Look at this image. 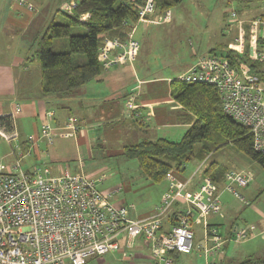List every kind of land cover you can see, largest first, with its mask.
<instances>
[{
	"label": "built area",
	"instance_id": "1",
	"mask_svg": "<svg viewBox=\"0 0 264 264\" xmlns=\"http://www.w3.org/2000/svg\"><path fill=\"white\" fill-rule=\"evenodd\" d=\"M143 1L138 22L150 19L156 12L154 0ZM76 7L77 2L69 0L62 10L72 14ZM230 15L237 25V33L227 50L234 58L204 56L178 80L214 86L223 112L247 127L254 150L264 153V79L252 69V64L264 63V48L259 50L260 42L264 46V16L242 21L236 10ZM162 17L167 21L170 11ZM87 18L83 16L82 20ZM245 23L250 25L249 38ZM129 25L124 23V27ZM133 35L134 27L126 33L125 41L104 37L98 54L103 70L135 62L140 45ZM129 108L134 109L131 103ZM19 111L17 107L12 114L0 116V141L13 143L17 149L15 116ZM76 130L75 120L70 118L61 134L70 138ZM41 133L49 143L57 136L50 124H44ZM47 174L48 170L25 172L19 160L13 164V171L0 164V264H87L92 257L119 250L118 238L122 235L129 247L135 239L142 238L151 248L152 264H172L171 253L192 251L194 224H202L205 236L214 243L212 248L204 250L207 255L223 249L224 239L219 228L207 222L208 215H222L220 195L210 178H205L197 190L190 191L188 182L177 180L169 172L168 189L154 214L145 220H133L126 207L111 201L114 191L101 190L105 174L96 178L82 173H63L56 177ZM249 183V176L229 171L224 188L241 198L236 188H245ZM178 205L186 208L176 211ZM165 220L170 221V227L162 233ZM247 236L243 229L233 227L234 241H242Z\"/></svg>",
	"mask_w": 264,
	"mask_h": 264
},
{
	"label": "crops",
	"instance_id": "2",
	"mask_svg": "<svg viewBox=\"0 0 264 264\" xmlns=\"http://www.w3.org/2000/svg\"><path fill=\"white\" fill-rule=\"evenodd\" d=\"M27 1L30 2V7L36 5L35 0ZM68 1L61 0L60 8L62 9ZM7 7L10 13L7 15L4 12L0 18V116L10 115L16 111L17 107L20 108L15 116L18 133L16 144L19 145V148H15L13 143L8 144L1 140L0 159L10 157L8 153H2V150L6 145H11L12 148L22 152V160L35 157V161L30 164V167L35 168L38 165L37 160L44 162L48 174L52 175L49 177H56L63 173L69 175L82 173L86 177L93 178L92 176L96 174L72 170V165L67 162L66 166L59 163L65 164L63 161H73L75 158L77 162L84 161L85 157L92 159L97 154V150H103V148L110 149L108 151L110 157H118L120 154L124 156V146L143 140L161 139L163 137H159L157 132L162 131L164 127L186 125L179 121L181 108L170 95L172 80L163 76H152L149 65L141 60L143 50L140 43L136 64H118L109 70H103L96 79L76 89L70 95L45 94L42 91L40 68L34 58L35 54H31L26 42L21 43L24 32L29 30L37 17L25 9L18 10L14 2L9 4L7 0H1L0 12L7 10ZM241 10V8L239 12L236 10L240 20L248 21L241 18ZM157 15L155 12L150 19L138 23L151 24V20ZM158 16L162 17L163 15ZM170 21L171 11L169 19L163 20V22ZM133 27L135 37L136 27ZM120 39L125 41L126 37ZM130 103L134 109L129 108ZM165 106H168L169 109ZM70 118L75 120L77 130L75 136L68 138L62 136L61 133ZM126 123L133 125L129 135H125L122 128V124ZM44 124H50L54 133L57 134L52 143L42 137L41 130ZM91 127H93L92 131H96L94 134H91ZM96 127L105 128L98 141ZM138 131L143 132L141 140H132L136 139L133 135ZM120 140L127 142L120 144L121 148L117 146L115 149L113 145ZM72 151L75 153H71ZM19 161L21 166V160ZM0 164L6 170L13 171V165ZM80 168L83 169V165ZM202 168L199 165L188 178L184 176V173L174 174V177L179 181L188 182L187 189L195 191L205 179L203 175L205 167ZM23 171L30 172V170ZM235 172H242L246 175L243 171ZM251 180L250 178L247 187L236 188L241 198L225 190V184L216 189L220 195L222 215H208L207 222L219 228L224 239L222 251L214 255H207L204 250L212 248L214 243L205 236L202 224H194L195 238L192 251L171 254L172 264H239L250 257L264 259V198L255 200L258 195L255 196L256 194L249 190ZM120 190L121 188L113 190L111 201ZM114 204L126 207L125 202L122 201ZM156 207L139 218H132L131 208L135 209L134 206L126 208L131 219L145 220L154 214ZM185 208L186 205H178L175 210L182 211ZM235 226L248 234L246 239L239 242L232 239V230ZM169 227L170 221L165 220L162 233H165ZM118 242L119 250L107 253L110 254L109 259H106L107 264H123L115 261H123L128 264H152L151 248L144 244L142 238L135 239L131 247L127 245L125 235L120 236ZM107 254L92 257L87 264L90 260L105 264L104 256ZM108 261L113 262L109 263Z\"/></svg>",
	"mask_w": 264,
	"mask_h": 264
},
{
	"label": "rangeland",
	"instance_id": "3",
	"mask_svg": "<svg viewBox=\"0 0 264 264\" xmlns=\"http://www.w3.org/2000/svg\"><path fill=\"white\" fill-rule=\"evenodd\" d=\"M1 1V0H0ZM9 4L16 3L18 10H27L32 12L36 17L29 30H26L22 36L21 43H27L31 54L34 55L38 51L39 38L45 33L48 26L52 22L65 23L68 18L60 8L61 0H35V6L30 8V2L27 0H7ZM22 1V2H20ZM245 5V6H244ZM242 19L251 20L256 17L264 16V0H183L177 7L171 10V21L163 22V17L155 16L151 20V24L137 23L135 25V39L142 45L141 60L149 65L152 76H163L168 80H174L181 77L189 67H191L197 59L204 56L217 55L221 56L226 52L228 44L237 33V25L231 18V11L237 10ZM4 12H0L2 18ZM247 30V38L250 37V25L245 23ZM232 28V31L230 29ZM87 29L83 25L74 26L72 28L73 35H83ZM134 36V35H133ZM20 39V38H18ZM264 46L261 42L259 50ZM82 61H85L82 58ZM137 61V59L135 60ZM136 64V62H134ZM39 65V62L37 61ZM134 64V65H135ZM169 109L168 106H165ZM102 126V124H101ZM133 125L130 123L122 124L125 135L131 134ZM189 126L178 124L176 127H164L162 131H158L159 137L166 138L173 142H179ZM104 127H96L98 135L97 141L104 133ZM91 134L96 131H92ZM143 132H137L133 135L132 140H141ZM123 142H127L126 140ZM123 142L118 141L114 148L120 147ZM110 149L103 148L97 150V154L92 159L85 157L84 161L77 162L63 161L66 166L70 163L72 170H81L86 174H96L93 178L100 174L106 175L105 182L100 186L101 190L113 191L117 188L121 190L113 197L112 201L125 202L126 207L131 208L132 218L145 216L151 210L159 205L164 192L167 190L166 180L161 183H154L147 180L141 173L137 161L130 160L122 156H108ZM2 153L9 154L10 157L0 159V163L6 166H12L18 160H21L23 170H30L31 173L46 170V164L37 160V166L30 167L35 161V157H28L22 160V152L6 145ZM73 153V151L71 152ZM75 153V152H74ZM73 153V154H74ZM212 162H218L228 167V170L243 171L252 179L250 191L258 195L256 201L264 198V170L261 165L251 160L249 157L238 151L232 144L226 145L224 148L209 156L205 164V168ZM83 169L80 168V166ZM200 163L193 160L186 165L183 172L173 171L174 174H183L186 178L191 176L198 168ZM201 168L203 167L200 165ZM78 167V169H76ZM203 169V168H202ZM201 169V171H202ZM242 173V172H240ZM47 176H52L47 174ZM258 191H256V190ZM240 192V190H239ZM241 193V192H240ZM110 254L104 256L105 260L109 259ZM107 260L106 263L107 264ZM109 263L113 261H108ZM124 263L123 261H115ZM88 264H99L95 260H90Z\"/></svg>",
	"mask_w": 264,
	"mask_h": 264
},
{
	"label": "trees",
	"instance_id": "4",
	"mask_svg": "<svg viewBox=\"0 0 264 264\" xmlns=\"http://www.w3.org/2000/svg\"><path fill=\"white\" fill-rule=\"evenodd\" d=\"M74 1L77 7L73 13L63 12L68 21L52 22L38 41L39 49L34 58L39 62L45 94L70 95L96 79L103 72L98 54L104 37L124 38L138 23V11L144 3L143 0ZM182 1L154 0L156 13L164 15ZM83 16H88L86 21L82 20ZM125 22L130 25L124 27ZM78 25L85 26L87 32L73 35L72 28ZM221 56L234 58L227 49ZM241 60L245 61V58L241 57ZM252 69L264 79V63L252 64ZM170 95L181 108L179 121L189 126L182 139L179 142L163 138L143 140L124 146V157L137 161L147 180L161 183L169 172H183L193 160L203 166L210 155L228 144L264 170V153L254 150L249 129L223 112L220 95L214 86L174 79L170 82ZM229 171L225 165L212 162L203 175L219 188L225 184V175ZM239 264H264V259L250 257Z\"/></svg>",
	"mask_w": 264,
	"mask_h": 264
}]
</instances>
